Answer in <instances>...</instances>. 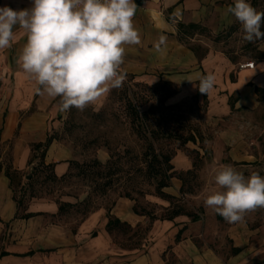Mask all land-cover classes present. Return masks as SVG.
I'll return each mask as SVG.
<instances>
[{"label":"crops","instance_id":"crops-1","mask_svg":"<svg viewBox=\"0 0 264 264\" xmlns=\"http://www.w3.org/2000/svg\"><path fill=\"white\" fill-rule=\"evenodd\" d=\"M134 2L138 6L134 26L141 42L125 46L122 71L134 81L173 84L174 101L193 96L198 90L197 77L212 73L216 82L206 95L203 118L215 134L213 159H223L222 165L245 161L244 156L251 151L245 141L246 128L254 126L258 116H264V39L248 46L252 56L237 54L235 46L229 49L239 39L236 36L241 28L234 17L229 16L231 23L224 18L233 0ZM247 2L253 6L255 0ZM4 6L19 11L30 8L32 0H0V7ZM14 31L12 47L0 51V143L10 146L7 163L0 153V264H264V248L255 240L256 229L245 218L229 224L206 207L197 221L186 215L155 220L147 244L129 249L112 242L105 230L107 218L102 207L80 220L74 232L67 224L52 220L58 210L53 198L31 197L23 208L17 206L5 175L6 165L25 174L32 169L30 145L46 139L55 124L52 114L58 108L56 98L38 94L35 82L17 64L26 36L19 29ZM161 35L166 37V44L157 53L154 45ZM247 61H253V68L239 67ZM198 100L202 102L201 94ZM33 107L35 110L29 113ZM72 158L71 151L52 141L44 162L53 163L55 174L60 176L68 171ZM173 162L175 170L192 169L189 157L181 152ZM181 185L175 178L163 190L177 196ZM60 200L75 201L69 196ZM153 200L167 205L160 198ZM132 206V200L119 197L110 213L132 227L145 223L147 218L134 213ZM26 213L32 215L22 217ZM92 231L96 236L90 237ZM27 252L32 254L25 255Z\"/></svg>","mask_w":264,"mask_h":264},{"label":"rangeland","instance_id":"rangeland-1","mask_svg":"<svg viewBox=\"0 0 264 264\" xmlns=\"http://www.w3.org/2000/svg\"><path fill=\"white\" fill-rule=\"evenodd\" d=\"M263 5L264 0H255L253 6L261 12ZM243 35L242 28H240L236 36L239 39H235L229 49L235 46L234 51L236 50L237 54L252 56L254 53L247 46ZM165 83L168 84L165 85L164 81H158L151 85L147 84L148 87H146L126 75L122 88L112 89L97 103L89 105L83 110L72 107L61 111L59 97H57L54 103L57 105L55 109L56 107L58 109L52 114V121L55 124L49 133L55 138L53 141L57 143L58 147L71 151L73 157L75 156L77 161L84 164L78 167L73 165L70 176L60 182L46 181L48 170L39 165L33 172L31 182H28L29 177L24 176L26 172L21 173L20 185L23 183L21 186L24 188V194L21 192L19 184L15 185V195L22 199L21 207L23 208L24 204L31 199V194L53 198L67 194L75 195L79 199L87 197L89 201L85 207L90 211L101 207L105 211H112L115 200L119 198L120 194L128 192L132 197V208L135 207L139 212H153L157 216L164 215L165 206L153 200L158 198L155 196L157 178L151 175L144 160L145 142L136 135L131 118L125 109L126 102L130 101L139 108V111L147 112L146 123L150 129L174 134V137L163 135L154 140V146L158 151L170 155L175 154L173 159L177 153L181 152L193 162L191 173L183 174L185 193L179 192L173 203L181 205L189 212L205 213L204 200L208 195L220 190L214 182V175L225 164L222 165L223 159L221 162L219 160L215 162L213 159L212 145L214 144L212 141L215 134L211 130L212 126L207 124L203 118L205 109L202 102L198 100V97L193 96L174 101L175 86L169 82ZM166 94H169V97L163 102V96ZM34 110L33 107L32 111ZM93 111H102V114L94 117L92 116ZM28 112H31V109ZM46 112L49 115V110ZM258 117L257 123L250 129L246 128L244 134L245 141L251 149L244 156L245 161L230 163V166L245 177L250 176L253 172L264 176V116ZM189 133L197 138L200 137L199 143L188 142L186 145H182L180 138ZM9 151L8 143H0V153L3 152L2 161L4 163L9 160ZM31 151H36L35 154H39L43 150H33L32 144ZM109 156H111L109 166L95 167L92 165L94 159L105 163ZM36 163L38 164V160ZM209 164L212 165L209 166ZM85 165L90 166L89 172H82ZM109 168H111V174L108 173ZM116 168L118 171L114 170ZM98 171L102 173L101 176L96 175ZM160 176L162 175L160 174ZM109 180L111 183L104 190L101 186H95ZM77 212L73 210L66 215L67 218L69 217L67 223L72 227L77 224L80 218ZM210 212L215 213L212 209ZM245 220L256 229L255 240H258V243L264 248V209L247 213ZM148 229L149 222L138 224L132 232H128L126 235L119 233L114 236V239L122 245H137L140 244ZM92 232L89 233L90 237H92Z\"/></svg>","mask_w":264,"mask_h":264},{"label":"clouds","instance_id":"clouds-1","mask_svg":"<svg viewBox=\"0 0 264 264\" xmlns=\"http://www.w3.org/2000/svg\"><path fill=\"white\" fill-rule=\"evenodd\" d=\"M137 8L134 0H32L30 8L19 11L0 7V51L11 48L14 29L21 30L26 43L17 64L35 82L37 93L59 97L61 111L83 110L123 87L125 46L141 42L134 26ZM229 16L241 25L245 41L264 39V12L247 0H233L224 13L231 23ZM165 44L161 35L155 51L161 53ZM197 79L201 94L213 91L212 73ZM214 182L220 190L208 195L204 205L227 223L242 222L247 213L264 209V176L258 172L245 177L225 165L215 173Z\"/></svg>","mask_w":264,"mask_h":264},{"label":"trees","instance_id":"trees-1","mask_svg":"<svg viewBox=\"0 0 264 264\" xmlns=\"http://www.w3.org/2000/svg\"><path fill=\"white\" fill-rule=\"evenodd\" d=\"M261 12H264V5L263 8L261 10ZM261 31H264V22H262L261 25ZM263 39L257 40L256 42H259ZM254 42V43H256ZM254 43H249L247 42V46H251ZM131 77V79H133V76H129ZM141 84H144L146 87H148L147 83H143L141 82ZM164 84H168L165 83ZM151 85V84H149ZM201 93L199 92V90L196 91V93L193 95V97H198V95H200ZM202 96V104L204 106L205 109V105H206V95L205 94H201ZM169 97V94H166L163 96L162 101H166V99ZM126 106L125 109L127 111L128 116L131 118V122L132 125L134 126V129L136 130V135L141 138L143 140V142H145V146H144V160L146 162L147 167L149 168V172L151 173V175H153L154 177L157 178V182L155 184V196H157L158 198L168 201L169 203L165 206V214L164 215H160L157 216L155 213L153 212H145V211H137L135 209V207H133V212L138 214V215H144L147 218L146 222H149V229L151 228V224L155 221V220H173L175 217L179 216V215H186L187 217H189L191 219V221H197L199 220L200 214L201 213H195V212H189L187 210H185L181 205H176L175 203H173V201L175 200V196L168 194L166 192H164L163 188L168 187L171 185V180L175 177H177L178 179L181 180L182 185L179 189V192L181 194H184V185H185V180L183 177V174L185 173H191V170L193 169H189L187 171H179V170H175L174 169V165L172 163V159L174 157V155H170L167 153H162L161 151H158L155 146H154V140L158 139L160 136H168V137H174V134L172 133H165V132H159L156 131L154 129H150V127H148L147 125V120H148V116H147V112L146 111H139V108L134 105L132 102L128 101L126 102ZM33 109V108H32ZM31 109V112H32ZM30 113V112H29ZM102 114V111H93L92 112V116L94 117H98ZM52 128V127H51ZM200 138V137H199ZM198 138V139H199ZM55 138L53 136L50 135V133L48 132L46 139L43 142H38V143H33V150L35 149H42L43 151H40L39 154H35L36 151H32V155L29 159V163L33 162V166L32 169L33 171H30L29 173V179L28 182H31L32 178H33V172L37 170V165H39L42 168H45L48 170V174L46 175L45 179L46 181H51V182H60V181H64L66 178H68L70 176V172L73 168V165L75 167L81 166L82 162L77 161V159L75 158V156L68 161L69 164V169L67 172L63 173L60 176H57L54 172V164L53 163H49L46 164L44 162V156H45V152L47 150V148L49 147V145L51 144V142L54 140ZM200 140V139H199ZM188 142H196V137L193 134H188L187 136L180 138V143L182 145H186ZM32 146V144L30 145V147ZM126 151V150H125ZM110 157H108L107 161L104 163H102L99 159H94L92 161V165H94L95 167H106L109 166L110 163ZM36 160H38V164L36 163ZM192 163V168H193V162ZM157 166V167H155ZM112 168V167H111ZM108 170V173L111 174L112 172L110 171V169ZM115 171H118V168L114 169ZM89 172L90 171V166H86L84 167V169L82 170V172ZM27 174H24V176H26ZM160 174L162 176H160ZM5 175L9 178V182H10V186L11 189L14 193V197L15 200L17 202V206H21L22 203V199L21 197H17L15 195L16 193V187L15 185L19 184L20 190L21 192H23V187L21 185H23V183H21L20 185V177H21V172L14 170L11 168L10 165H6L5 168ZM96 175L101 176L102 173L101 172H97ZM158 176V177H157ZM111 183V181H106L103 184H99V185H95V186H101L102 189L104 190L105 188H107V185H109ZM24 194V192H23ZM62 196H69L75 199L74 202H67V201H61L60 198ZM62 196L60 197H50L53 198L56 203L58 204V210L57 213L55 215H53V221L56 222H63V224H67L68 227L71 228L72 231L75 232L76 230V225L79 223L80 220H83V218H85L90 212L87 207L88 205V201L89 199L86 197L85 199H79L77 196L75 195H67V194H62ZM31 197H40L37 195H30ZM119 197H126L129 198L130 200H132L131 195L128 192H124L122 194H120ZM78 211L77 213L79 214L80 218L77 222L76 225L70 226L67 223V220L69 219V217L67 218L66 215L70 214L71 211ZM80 211V212H79ZM35 213H33L34 215ZM32 213H26L23 214L22 217H29L31 216ZM107 221L105 224V230L107 231V233L111 236L112 242L115 245H119L123 248H129V249H140L142 248V245L147 244L148 242V238H147V234L149 229L147 230L146 234L143 235L140 244L137 245H132V244H119L116 242V240L114 239V236H116L117 234H121V235H126V233L128 232H132L133 229L138 226L136 225L135 227H132L130 224H128L127 222L121 221L119 220L117 217L113 216L110 211L106 210L105 212ZM92 236H96V231L91 233ZM176 239H178V236L176 237ZM6 254L4 252L1 253V255ZM32 254V252H27L25 253V255H30Z\"/></svg>","mask_w":264,"mask_h":264},{"label":"built area","instance_id":"built-area-1","mask_svg":"<svg viewBox=\"0 0 264 264\" xmlns=\"http://www.w3.org/2000/svg\"><path fill=\"white\" fill-rule=\"evenodd\" d=\"M253 65H254L253 61H247V62H245V63H241V64L239 65V67H240V68H243V67L253 68Z\"/></svg>","mask_w":264,"mask_h":264},{"label":"water","instance_id":"water-1","mask_svg":"<svg viewBox=\"0 0 264 264\" xmlns=\"http://www.w3.org/2000/svg\"><path fill=\"white\" fill-rule=\"evenodd\" d=\"M28 177H29V175H28Z\"/></svg>","mask_w":264,"mask_h":264}]
</instances>
